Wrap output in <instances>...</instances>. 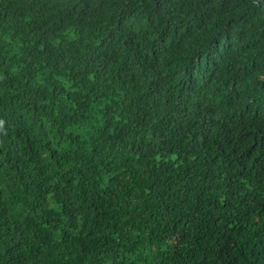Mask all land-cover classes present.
I'll list each match as a JSON object with an SVG mask.
<instances>
[{
	"label": "trees",
	"instance_id": "obj_1",
	"mask_svg": "<svg viewBox=\"0 0 264 264\" xmlns=\"http://www.w3.org/2000/svg\"><path fill=\"white\" fill-rule=\"evenodd\" d=\"M0 264H264V0H0Z\"/></svg>",
	"mask_w": 264,
	"mask_h": 264
}]
</instances>
